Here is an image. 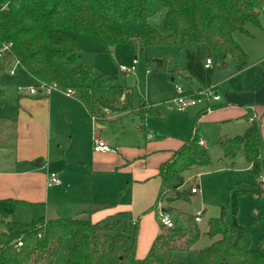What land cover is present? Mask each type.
<instances>
[{
    "label": "trees",
    "instance_id": "trees-1",
    "mask_svg": "<svg viewBox=\"0 0 264 264\" xmlns=\"http://www.w3.org/2000/svg\"><path fill=\"white\" fill-rule=\"evenodd\" d=\"M0 6V49L12 45L5 61H18L38 81L37 85L56 84L63 92L73 90L91 117L104 108L112 112L130 111L139 118V128L146 138L169 136L146 124L148 117L160 118L159 111L149 106L135 88L124 87L115 77L97 74L93 66L81 63L84 50L78 36L98 38L109 52L133 40V35L123 27L124 21L141 23L142 50L156 46L179 47L184 53L186 79L198 85L195 90L188 89L193 94L215 87L214 69L220 60L233 58L238 62L239 71L247 69L249 53L236 36L252 35L251 27L264 30V0H0ZM158 15H162L168 35L149 24ZM208 59L213 61L210 68H206ZM57 62L69 68L76 81L74 85L57 68ZM101 89H109L113 98H97L96 92ZM200 124L197 117L191 137L161 165L160 191L149 211H158L159 205L167 201L165 211L169 213L173 201H189L190 194L183 190L187 183L185 173L212 164L209 149L201 141ZM220 144L224 154L220 161L227 160L233 166L243 155L250 164L249 173L260 181L264 174L260 119H255L243 134L221 139ZM254 188L261 194L264 186L259 182ZM243 193L238 191L232 196L231 226L225 224L224 216L210 220L208 235L215 241L198 253L196 264H260L264 260V235L258 248L253 249L250 231L237 219L238 198ZM20 204L12 198L0 200V264H55L67 238L73 239V246L66 264H135L137 233L119 230L121 218L129 214L119 213L101 222L37 217L26 224L14 218ZM115 205L93 207L90 213ZM186 222L185 228L166 229L161 224L142 264H189L176 260L174 254L192 251L202 231L196 216L187 217ZM132 223L138 225L135 221Z\"/></svg>",
    "mask_w": 264,
    "mask_h": 264
},
{
    "label": "rangeland",
    "instance_id": "rangeland-1",
    "mask_svg": "<svg viewBox=\"0 0 264 264\" xmlns=\"http://www.w3.org/2000/svg\"><path fill=\"white\" fill-rule=\"evenodd\" d=\"M149 24L159 30L163 35H168V29L163 24L162 15L153 17ZM123 27L133 35V40L129 44H119L115 48L107 51L105 43L93 36H78L84 52L82 54L81 63L93 66L97 74L113 76L118 80V83L124 87H133L139 90L140 97L147 101L148 104L154 106L161 113V118L149 117L147 125L155 127L158 130L165 131L170 138L166 141L158 140L155 143L168 144L175 146L182 140L190 137L195 126V120L198 117L199 108L188 109L186 112H180L177 109V94L176 88L181 86L185 89L192 86V83L186 79L187 73L185 71V56L180 51L179 47H148L145 51L142 50V35L143 28L141 23L134 20H127L123 22ZM250 32L258 35V39H254L238 34L237 41L245 47L249 53V66L244 71H239L238 62L233 58H228L226 61L220 60L218 66L214 69V81L219 84L221 90L230 93H238L239 96H245V99L259 98L264 96V33L260 29L249 28ZM138 59L135 71L131 73L121 72L120 66L130 67L133 60ZM158 61L163 62V67H160ZM2 60L0 59V65ZM57 68L70 78V85H74L75 79L71 76L68 67L64 66L62 62L56 63ZM9 68L18 71L17 64L10 67L6 66L3 71H0V90L4 92V97L0 99V111L13 107L15 99L18 96L17 86L19 84L16 76H11ZM175 78V79H174ZM174 79V80H173ZM105 94L104 99L112 97L109 90H100ZM222 93V92H221ZM66 94L62 91L52 93L53 97L61 99L62 105L69 107V101L66 99ZM223 98V95H222ZM67 100V101H65ZM217 108V107H215ZM81 109V107H79ZM104 109H98L97 115L100 119L115 121L106 122L107 135L110 139V146H115L116 143L120 145V149H128L123 151L127 155L136 153L139 147L143 145L149 146L150 139H144V136L138 132L139 118L134 116H127L124 119H111L110 115H104ZM79 111V110H78ZM124 111V110H123ZM120 111L119 113H123ZM126 112V111H124ZM211 113V112H210ZM60 108L57 116L58 129L62 135V149L56 148L58 155L53 157L54 163L50 170H53L61 175L63 178L71 176L74 180L75 186L82 185L86 193H81V206L75 205L77 209L84 212L81 218L89 219L90 215L85 211H89L92 204H97L99 196L107 195L111 197L109 200L116 202V206L130 204L132 198L131 187L126 186L128 180L132 178V172L128 171V167L122 170L116 169V173H97L92 171V154L93 139L89 144L86 153L80 155L79 160L82 165H70L68 172H65L66 165L64 155L66 158L71 156L76 150L74 144L68 149L71 141L70 127L66 121H84L86 117L78 112L76 109L71 110L70 114ZM67 115V116H66ZM208 114L202 115L200 124V135L203 140L207 142L212 164L204 169H193L185 173L187 185L183 188L190 194V200H175L170 203V215L178 227H187L186 219L189 216H195L200 211L202 214V221L198 223L201 228L202 236L198 244L190 252H176L174 258L180 262L196 264L198 260V253L213 245L215 240L208 235L210 220L224 216V222L227 226L233 223L232 210V196L235 192L245 191L238 198V214L237 219L239 224L246 227L252 238V248L257 249L260 238L264 235V188L262 193H257L254 186L259 183L250 173L248 163L245 156L241 155L236 163L232 166L229 161H220L223 157V151L220 144V137L223 135L235 136V134H242L244 128L241 127L242 122H248L246 119L237 120L234 122H227L218 124L210 120ZM86 121H91L92 118L87 116ZM107 125V124H106ZM264 125V122H263ZM94 126V125H93ZM97 134V132H96ZM88 141V137H86ZM57 145V144H56ZM7 146V145H6ZM88 147V145H87ZM151 157H141L135 160L134 171H139L147 166L153 167L154 160ZM152 159V160H150ZM149 161V163H148ZM148 163V164H147ZM70 171L74 173L69 174ZM137 171V172H138ZM67 173V175H66ZM123 178L128 179L120 187ZM131 178V179H130ZM126 186V187H125ZM200 187V193L197 195L191 194V190L195 187ZM70 192V191H69ZM50 201L56 199L60 202L55 206L45 200L47 206H31L19 205L15 211V218L22 223H30L37 217L52 218L54 217L55 208L57 210H67V199L54 196L56 191H49ZM72 193V192H70ZM172 194L168 195L171 196ZM71 194L68 195L70 197ZM106 197L105 200H108ZM77 198V197H76ZM75 198V199H76ZM158 198V192L155 200ZM66 199V200H63ZM153 200L151 208L156 204ZM49 205V206H48ZM168 202L164 201L159 205L158 211H147L141 216H126L121 218L119 230H127L130 233H137V253L135 264H142V260L148 253L153 240L158 236L161 229V221L159 219V211L166 209ZM54 208V209H53ZM225 209V210H224ZM225 211V212H224ZM224 212V213H223ZM64 216V215H62ZM133 220L138 224L134 225ZM156 234V235H154ZM154 236V237H153ZM153 237V239H152ZM73 239L67 238L62 244L61 250L57 256L55 264H66L70 248L73 246ZM264 264V260L260 263Z\"/></svg>",
    "mask_w": 264,
    "mask_h": 264
},
{
    "label": "crops",
    "instance_id": "crops-1",
    "mask_svg": "<svg viewBox=\"0 0 264 264\" xmlns=\"http://www.w3.org/2000/svg\"><path fill=\"white\" fill-rule=\"evenodd\" d=\"M1 9L2 7L0 6V10ZM260 31H262V34L264 33V30ZM251 34V38H254L255 40L258 39V35L253 33ZM78 42L82 47V43H80L79 38ZM82 49L84 50L83 47ZM82 58L83 57H81V61ZM1 60L2 64L0 65V71H3L6 66L10 67L12 65H15L16 63V60H11L8 62L5 61V59ZM10 70L11 68H9V71ZM17 70L18 71H15L14 75H11L16 76L18 79L19 84L17 86V90L20 86H36L38 84V81L27 74V71H25L21 66H18ZM191 83V88H193L194 90L198 88V85L195 82ZM214 84L219 92H222V103L219 104L216 109L209 112H205L204 106L190 108H199V120L201 116L205 114H208V116L211 117V121H215L218 124L227 122L231 123L237 120L247 119V123H241V127L244 128L243 131L245 132L247 127H249L253 122H251L252 119H260L262 121V134L264 138V96L259 98L245 99V96H239L238 93L233 94L228 91L221 90L219 84L215 81ZM190 87H188L187 90ZM137 92L139 93V90H137ZM65 96L67 100H70L69 107L62 105V103H60L61 99H59V97H53L52 93L49 96L43 95L28 97L23 96L18 92V96L15 99L16 102H14L13 107H9L8 109L0 111V200L12 198L14 200L20 201V205L24 204L31 206H41L42 208L44 207V205L47 206L45 203L46 200L48 203L57 206L60 204V202H58L56 199H52V201H50V196L52 194H49V191L55 190L56 193L54 196H58L61 198L64 195V197L62 198H68L66 203V205L68 206L67 210H57V208H53L55 210L54 212L56 213H54V217L47 218L49 220L57 219V217L81 218V215L84 213L81 212L82 210L80 211L79 209H77L75 205H77L78 207L82 205L80 203L81 199L84 197H79V195L81 193H86L81 192L85 191V188H83L82 185L75 186L76 183H74V180L71 178V176L63 178L59 173L50 170L51 166L54 164L52 162L53 157H56L58 155V153H56V148L58 147L57 150L62 149V145L64 143V141H62L61 132L58 129L57 121V116L60 108L63 109L64 112L68 111L67 115L70 114L71 110L76 109V113L78 112L79 114H81V116L83 115L84 118L86 117L87 119V116L91 117L87 109L79 100H77L74 95L68 96L66 94ZM3 97L4 92L0 90V99ZM96 97L105 98L106 96L103 92H100V90H98L96 92ZM112 98L113 93L112 97H108V99ZM148 105L152 106L151 104ZM79 107H81V109H79ZM127 116L136 117L130 111H123V113L112 112L111 119H124ZM86 119H84V121H66V123H68L70 127L71 135V141L69 143L68 149L74 144V149L76 151L71 156H68L71 157L70 159L66 158V155L63 156L66 161V165L64 166L65 172L69 171L70 165H82V162L80 163L78 157H80L83 152L86 153L88 149L91 151V149L89 148V144L92 143L91 141L94 136L106 142L108 145L111 144L110 139L107 135V126L108 123L115 121L100 119L99 121H97L94 127V124L92 125L91 121H86ZM140 123H138V132L143 135L139 128ZM151 128L155 131H161L155 127ZM237 135L235 134V136ZM235 136L223 135L219 139H230ZM86 137H88V141L86 140ZM148 138L150 139V141H153L157 137L155 135H149L147 138L144 136L146 142ZM169 138L170 136H168L166 139H157L166 141ZM186 140L184 139L180 141V143L176 144L175 146L155 143L153 141L149 143V146L145 147L143 145L142 147H139V150L136 153L130 155L124 153L123 151H127L128 149H120V145L118 143H116L114 147L111 145V147L117 149L116 152L112 153L96 152L93 147V152H91L92 158L90 161H92L91 168L95 174L116 173V169L122 170L125 167H128V171L132 172V179L130 178L131 180L129 181L128 179L123 178L120 186L124 187L123 183L128 180L126 186L131 187L132 189V200L129 205H115L112 208H101L95 213H90L93 207H102L104 205L116 204L118 202V200L116 202H114L113 200H109L111 199V197H107V195L102 194L101 196H99L100 199H98L99 201H97V204H92L90 210L88 212L85 211L90 215L89 219H91L93 222H101L109 217L118 215L119 213H127L131 217L138 216V218L142 213H146L151 208V204L153 203V200H155L157 192L159 194L160 191L161 178L159 177V169L161 165L166 163L168 159L170 160L173 157L174 153L182 148V146L184 145V141ZM201 141L202 144L208 148L207 142L203 140L202 137ZM151 156H153L152 158L154 160V166L152 168L147 166L143 170L139 168V171L137 170L138 172L134 171L136 168L133 164L135 163L137 157L146 158ZM238 158L236 159V161L238 160ZM39 161L42 162V166H39ZM248 168L250 170L249 163ZM50 173H56L60 177L62 181V184L60 186L53 188L47 187L46 181ZM73 173V171L69 172L70 175H72ZM69 191L72 193H70ZM69 194H71L70 197H68ZM106 197L108 200H105ZM162 210L165 211V208ZM197 213L195 214V216L197 215ZM15 220L17 219L15 218Z\"/></svg>",
    "mask_w": 264,
    "mask_h": 264
},
{
    "label": "built area",
    "instance_id": "built-area-1",
    "mask_svg": "<svg viewBox=\"0 0 264 264\" xmlns=\"http://www.w3.org/2000/svg\"><path fill=\"white\" fill-rule=\"evenodd\" d=\"M12 45H4L0 49V59H5L6 54L11 51ZM17 66H20V63L16 61ZM138 64V59L135 58L133 60V63L130 67L127 66H120V71L131 73L135 71L136 65ZM213 66L212 59H208L206 62V68H210ZM11 75L15 74V70L12 69L10 71ZM55 91H61L56 84L46 85V84H39L36 86H20L18 88V92L23 96L28 97H35V96H49L51 93ZM63 92V91H62ZM68 96L74 95L73 90H68L67 92H64ZM176 94H177V109L180 112H186L188 109L197 107V106H204L205 111L209 112L217 107L219 104L222 103V95L219 92V90H216V87H210L207 89L197 90L193 94H190L187 89L178 86L176 88ZM104 115H110L109 109H106L104 112ZM100 120V117L97 115L92 116V121L94 124V127L97 123V121ZM254 121V119L251 120V122ZM93 147L96 152H102V153H112L116 152L117 149L111 147L106 142L102 141L98 137H93ZM47 187L53 188L60 186L62 184V181L60 177L56 173H50L48 175L47 179ZM260 184L264 186V174L260 179ZM191 192L193 194H198L200 192L199 186H195ZM203 212H198L196 215V222H201ZM159 219L161 221V224L166 227V229H172L175 228L177 225L175 221L172 219L171 215L167 213L166 211L160 210L159 211ZM21 245V244H20Z\"/></svg>",
    "mask_w": 264,
    "mask_h": 264
},
{
    "label": "water",
    "instance_id": "water-1",
    "mask_svg": "<svg viewBox=\"0 0 264 264\" xmlns=\"http://www.w3.org/2000/svg\"><path fill=\"white\" fill-rule=\"evenodd\" d=\"M157 63H158V65L160 66V67H163V62L162 61H158L157 60ZM39 166H42L41 164H42V162L41 161H39Z\"/></svg>",
    "mask_w": 264,
    "mask_h": 264
}]
</instances>
